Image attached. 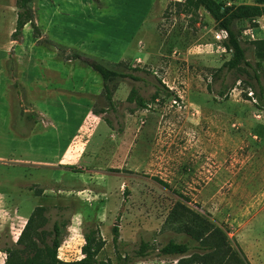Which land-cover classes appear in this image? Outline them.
<instances>
[{
  "label": "rangeland",
  "instance_id": "1",
  "mask_svg": "<svg viewBox=\"0 0 264 264\" xmlns=\"http://www.w3.org/2000/svg\"><path fill=\"white\" fill-rule=\"evenodd\" d=\"M33 11L48 39L109 64L126 60L142 80L113 84L111 107L102 92L91 96L90 112L101 123L88 108L82 115L79 100L69 118L63 101L71 98L50 87L56 58L64 57L38 44L31 26L12 42L15 0H0V264L6 248L21 247V231L38 206L46 208L38 230L48 232L44 241L55 220L67 223L63 260L84 256V234L93 227L105 241L100 260L135 255L145 241L156 250L128 264H191L181 262L190 255L158 252L172 239L193 242L180 230L189 213L180 203L225 229L252 264H264V109L244 98L242 89H250L235 74L223 81L212 75L230 58L213 17L189 11L182 0H34ZM258 23H237L246 45L264 36V18ZM12 50L17 60L20 52L32 59L19 79L8 67ZM248 58L255 60L251 49ZM82 70L101 81L90 67ZM162 84L172 94L153 102ZM133 88L146 107L128 100ZM67 150L72 155L62 162Z\"/></svg>",
  "mask_w": 264,
  "mask_h": 264
},
{
  "label": "trees",
  "instance_id": "2",
  "mask_svg": "<svg viewBox=\"0 0 264 264\" xmlns=\"http://www.w3.org/2000/svg\"><path fill=\"white\" fill-rule=\"evenodd\" d=\"M98 2L99 0H95ZM189 11L206 10L215 20L218 29H224L228 32V37L223 40L226 51L230 54V58L224 62L222 67L212 73L216 78L225 80L227 73L235 74L236 80L243 81L246 88L242 89V94L247 100H256V106L264 109V36L254 38L246 45L242 38L244 29L238 27L237 23L249 21L256 27H259L258 19L264 18V0H254L253 3H224L219 0H183ZM34 0H15L17 8L16 26L11 34V40L21 42L23 40L24 28L29 24L32 28L33 37L38 44L46 47H56L59 55L62 54L64 60H78L83 65L90 67L97 72L103 83L102 94L105 96L108 106L114 105L113 90L118 81L130 79L133 81H141L142 77L136 73L135 68H131L128 61L122 60L117 63H107L105 60L81 51L76 48H68L60 45L45 36L42 27L36 21V15L33 11ZM251 49L255 56L252 61L248 58V51ZM8 67L12 79L17 78V62L14 57L13 50L10 52ZM245 76V77H244ZM161 84V80H159ZM19 86L18 82L14 84ZM113 86V87H112ZM156 87V92L152 95L153 102L161 95H170L172 91L162 84ZM209 89V87H208ZM135 88L132 89L128 100L134 101L136 98ZM18 94L20 91L17 92ZM223 96L224 91L218 93ZM137 101L138 107H146V103L141 98ZM94 114L99 115L93 111ZM107 123H109L107 121ZM160 183L166 185L163 181ZM179 206L188 210V218L182 223L180 230L191 236L193 242H178L170 240L162 246L158 252L163 256L185 257L181 262L199 263V264H252L237 243L231 244L230 237L225 229L215 222L210 221L207 217L191 211L183 204ZM46 208L38 206L21 231L17 248L8 247L5 252L8 254L4 264H128L136 258H144L156 249L148 242L143 241L136 251L135 255H119L117 261L100 260L97 256L104 246V239L97 228H89L85 236V244L82 247L84 256L78 260L66 261L59 257L58 250L62 243L63 230L67 226L64 220H55L52 229L49 231L51 237L49 242L44 241L48 232L45 230L38 231L43 224L41 220ZM173 215H180L174 212ZM114 240L119 238V226L113 227ZM195 242H198L196 244Z\"/></svg>",
  "mask_w": 264,
  "mask_h": 264
},
{
  "label": "crops",
  "instance_id": "3",
  "mask_svg": "<svg viewBox=\"0 0 264 264\" xmlns=\"http://www.w3.org/2000/svg\"><path fill=\"white\" fill-rule=\"evenodd\" d=\"M41 22H42V20H41ZM27 27H30V25L27 24L25 26L24 30ZM13 30H11L10 32H12ZM12 42H15V41H12ZM16 43H20V42H16ZM9 47H7V48H9ZM91 55H93V54H91ZM19 56L20 57L18 58V60L16 59L17 69H18V67L20 68L19 75H18V72H16L18 79L20 78V75L23 72L22 68L24 67V64L29 63V61H32V59H30V58H28L26 60L24 52H20ZM57 56H59L58 53H57ZM94 56H97V55H94ZM97 57H99V56H97ZM124 57H126V54L123 55V58ZM56 59L58 61H57V65H56L55 80L50 84V87H51V89L58 92V94L55 93L56 97L57 96L61 97V94H63V95L65 94V96H67L68 98H71L68 102L63 101L65 106L67 105L66 108H67V113L69 114V118H70V112H71L72 108L78 107L81 105V104H78L77 102H75L73 100L82 101L83 105H81V106H83L82 108L85 110L84 114H82V115H84V117H85L87 115L86 113H88V111L90 112L89 103L91 101V96L96 97V96L100 95L101 92L103 91L102 78L100 81V79H98V77H91L92 75H90L87 71L82 70L83 64L81 62H80L81 64L77 63V65H76L74 60H64V59H61L59 57ZM101 59L105 60L106 62H112V61L106 60L104 58H101ZM22 79L23 78H21V80ZM92 79L95 80V86L92 82ZM20 82L24 85L23 81H20ZM92 99H94V98H92ZM87 108H88V111H87ZM90 113L92 114V117L97 118L96 120H99L101 123V119L98 115L94 114L93 112H90ZM50 116L52 119V123H54V121L56 119L54 118V116H52V115H50ZM55 122L58 123V121H55ZM71 155H72V152L70 150H67V152L65 151L64 154L59 157V160H64L62 162H65L66 160H68V158H70ZM258 204H261V202H258V203L257 202H251L250 206L255 207Z\"/></svg>",
  "mask_w": 264,
  "mask_h": 264
},
{
  "label": "built area",
  "instance_id": "4",
  "mask_svg": "<svg viewBox=\"0 0 264 264\" xmlns=\"http://www.w3.org/2000/svg\"><path fill=\"white\" fill-rule=\"evenodd\" d=\"M215 37L219 40H225L228 37V32L224 29H218L216 31Z\"/></svg>",
  "mask_w": 264,
  "mask_h": 264
}]
</instances>
